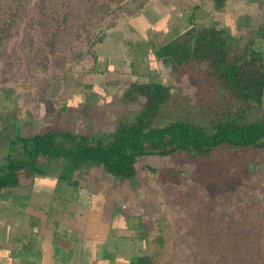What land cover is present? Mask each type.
Wrapping results in <instances>:
<instances>
[{"label": "rangeland", "instance_id": "374dc122", "mask_svg": "<svg viewBox=\"0 0 264 264\" xmlns=\"http://www.w3.org/2000/svg\"><path fill=\"white\" fill-rule=\"evenodd\" d=\"M149 1L0 0V109L9 106L23 134L48 127L89 133L111 131L118 118L131 115L137 106L122 93L133 81L164 82L180 104L209 100L207 84L146 58V48L163 44V34L124 27L126 16ZM228 1L215 16L235 36L236 51L252 39L264 55L257 33L264 0ZM204 19L197 16L196 25H210ZM133 43L140 47H131L135 62L146 59L138 69L118 58ZM254 116L263 120L260 108ZM213 161L146 155L137 158L132 179L100 174L117 206L135 216L137 236L160 264H264V147L247 149L241 188L210 197L199 183Z\"/></svg>", "mask_w": 264, "mask_h": 264}, {"label": "trees", "instance_id": "16d2710c", "mask_svg": "<svg viewBox=\"0 0 264 264\" xmlns=\"http://www.w3.org/2000/svg\"><path fill=\"white\" fill-rule=\"evenodd\" d=\"M109 1L119 4L122 0ZM211 1L220 8L226 0ZM257 33L264 39V12ZM144 54L191 82L207 84L210 99L180 104L164 82L133 81L122 94L137 107L131 115L118 118L111 131L75 133L48 127L39 134L12 138L0 164V189L16 186L22 175L37 172L40 157L60 159V178L75 184L74 173L92 165H100L117 179L133 178L137 158L146 155L214 156L207 179L199 186L210 197L225 187L241 188L247 149L264 147L263 52L253 46L252 39L236 51L234 35L192 22L179 36L154 49L146 48ZM128 65L133 68L132 63ZM258 108L262 121L254 116ZM108 238L119 248L128 244L129 264H160L157 256L146 252L143 238L119 237L114 229ZM117 247L113 251H121ZM102 255L108 252L103 250Z\"/></svg>", "mask_w": 264, "mask_h": 264}, {"label": "crops", "instance_id": "0c3cea01", "mask_svg": "<svg viewBox=\"0 0 264 264\" xmlns=\"http://www.w3.org/2000/svg\"><path fill=\"white\" fill-rule=\"evenodd\" d=\"M225 2L223 7L216 8L211 0H151L129 17L124 27L131 28L132 33L154 29L152 32L166 37L165 43L179 36L192 22L196 23L198 16L227 32L215 16L228 9L229 1ZM261 20L262 16L258 27ZM134 45L126 44L118 58L129 60L138 69L146 59L143 62L140 55L138 63L135 62L132 54L140 47ZM39 133L23 134L20 120L3 104L0 164L12 138ZM60 166V159L40 157L37 172L22 175L16 186L0 189V264H129L128 244L119 248L115 241L109 240L108 234L114 229L117 236L135 240L139 238V223L132 214L122 212L115 198L104 190L99 176L106 173L109 180L116 178L100 165H92L87 175L79 173L83 170L76 171L72 178L75 184H69L60 178ZM144 243L147 252L145 240ZM115 247L121 251H113ZM103 250L108 255L103 256Z\"/></svg>", "mask_w": 264, "mask_h": 264}]
</instances>
